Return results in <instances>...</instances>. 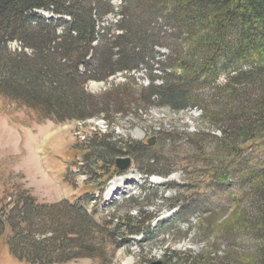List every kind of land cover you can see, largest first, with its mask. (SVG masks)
<instances>
[{
    "label": "trees",
    "instance_id": "obj_1",
    "mask_svg": "<svg viewBox=\"0 0 264 264\" xmlns=\"http://www.w3.org/2000/svg\"><path fill=\"white\" fill-rule=\"evenodd\" d=\"M170 1L146 17H130L114 10L110 0H0V95L56 122L121 112L141 101L170 109L196 107L202 119L219 126L221 142L232 139L230 153H241L240 145L264 139V0ZM38 8L65 18L46 20L35 15ZM108 15L113 19L106 20ZM11 42L18 46L11 48ZM163 47L166 52H158ZM132 70L147 77L141 90L131 76L97 96L84 87L90 77L102 80ZM136 88L145 99L131 95ZM108 137L99 130L91 135L92 172L104 174L105 166L113 169L110 174L118 171L108 151L122 141ZM147 149L142 142L125 141L117 152L142 161L146 156L143 172L149 175L158 172L155 165L163 166ZM221 172L211 173L209 187L215 188ZM255 178L264 181V167ZM262 183L252 202L261 221L248 229L257 239L264 237ZM8 196L0 202V242L25 264L99 258L98 241L147 233L150 227L145 214L123 213L115 223L114 217L99 223L76 201L42 204L21 188ZM252 255L246 264H264L261 244Z\"/></svg>",
    "mask_w": 264,
    "mask_h": 264
},
{
    "label": "rangeland",
    "instance_id": "obj_2",
    "mask_svg": "<svg viewBox=\"0 0 264 264\" xmlns=\"http://www.w3.org/2000/svg\"><path fill=\"white\" fill-rule=\"evenodd\" d=\"M110 3L117 12L146 17L154 6L172 2ZM33 12L46 20L65 18L42 8ZM112 19V15L106 17ZM17 46L10 43L11 48ZM158 52L165 53L166 48H158ZM125 76H131L140 90L147 85L143 70H132L102 80L90 77L84 87L97 96L122 83ZM139 89L131 92L135 99L146 96ZM201 114L196 107L170 109L141 101L121 112L103 111L84 120L56 122L0 95V202L9 201L8 195L21 188L42 204L76 201L99 223L112 217L115 223L123 213L150 218L145 222L150 226L147 233L98 241L99 258L80 257L52 264H182L185 259L199 257L204 259L198 264H246L259 244L264 247V237L257 239L255 231L248 230L249 225L261 221L252 202L257 201L264 183L255 178L264 167V139L247 141L240 145L241 153L232 154V139L221 142L219 126L202 119ZM95 130L109 135L107 139L112 142L122 141L107 150L108 157L112 156L115 168V159L130 158L127 168L111 174L113 169L108 166L104 174L91 171L94 158L90 139ZM125 141L146 144L148 153L163 167L155 165L158 172L145 174L146 156L142 161L140 156L132 159L117 152ZM172 166L166 175L161 173ZM216 171H222L219 181L215 188L209 187L214 180L210 175ZM241 211L242 215L234 216ZM0 264L25 262L12 256L3 241Z\"/></svg>",
    "mask_w": 264,
    "mask_h": 264
},
{
    "label": "water",
    "instance_id": "obj_3",
    "mask_svg": "<svg viewBox=\"0 0 264 264\" xmlns=\"http://www.w3.org/2000/svg\"><path fill=\"white\" fill-rule=\"evenodd\" d=\"M130 163H131L130 158H117V159H115V166L119 170L127 168L130 165ZM157 264H160V263H157Z\"/></svg>",
    "mask_w": 264,
    "mask_h": 264
}]
</instances>
